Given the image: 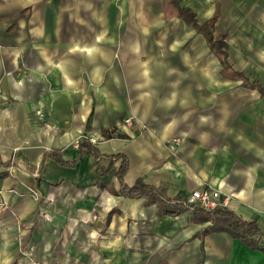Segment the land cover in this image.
Here are the masks:
<instances>
[{
	"label": "crops",
	"instance_id": "1",
	"mask_svg": "<svg viewBox=\"0 0 264 264\" xmlns=\"http://www.w3.org/2000/svg\"><path fill=\"white\" fill-rule=\"evenodd\" d=\"M179 7L229 76L164 0H0V264H264L184 205L214 188L264 236V0Z\"/></svg>",
	"mask_w": 264,
	"mask_h": 264
},
{
	"label": "trees",
	"instance_id": "2",
	"mask_svg": "<svg viewBox=\"0 0 264 264\" xmlns=\"http://www.w3.org/2000/svg\"><path fill=\"white\" fill-rule=\"evenodd\" d=\"M164 4L167 18H170L172 15L182 17L188 25L196 28L204 35L210 49L217 57L220 58L222 64L221 74L223 76H229L230 73L228 70L230 69V65L227 62V55L224 51L226 43L223 41V38L215 40L212 35V27L216 16L199 25L195 20L194 14L190 10L179 7V0H164ZM231 76L233 78H237L240 75L233 72L231 73ZM262 92L264 93V91ZM109 136L110 135L106 137L109 138ZM85 148L90 150V152L93 153L95 157L99 158V156L94 152V149L91 147L90 141L86 138H82L78 142L79 153H81ZM114 158L122 159L118 170L119 176L121 177L126 171V160L120 154L115 155ZM1 163L2 162L0 160V164ZM156 192L157 191L153 187L144 184L141 180H137L135 184L127 190V193L132 196L138 197L142 195H150L153 198H159V193L156 194ZM193 211L197 212V214L200 216V220L211 222L212 225L209 230L227 232L232 237L241 239L243 243L250 248L259 249L264 252V236L260 232L255 222L244 221L225 207L217 208L211 212H205L198 208L193 209Z\"/></svg>",
	"mask_w": 264,
	"mask_h": 264
},
{
	"label": "built area",
	"instance_id": "3",
	"mask_svg": "<svg viewBox=\"0 0 264 264\" xmlns=\"http://www.w3.org/2000/svg\"><path fill=\"white\" fill-rule=\"evenodd\" d=\"M2 90L0 88V94ZM124 125H133L135 120L133 117H127L123 121ZM184 205L189 209L200 208L204 211L211 212L217 208L225 206V202L221 198V193L211 187L195 189L191 191L184 199Z\"/></svg>",
	"mask_w": 264,
	"mask_h": 264
},
{
	"label": "rangeland",
	"instance_id": "4",
	"mask_svg": "<svg viewBox=\"0 0 264 264\" xmlns=\"http://www.w3.org/2000/svg\"><path fill=\"white\" fill-rule=\"evenodd\" d=\"M222 65V64H221ZM251 83H248V85H250Z\"/></svg>",
	"mask_w": 264,
	"mask_h": 264
}]
</instances>
